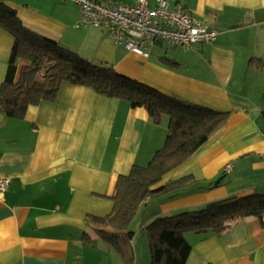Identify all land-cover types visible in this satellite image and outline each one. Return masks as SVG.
<instances>
[{"label":"crops","instance_id":"crops-1","mask_svg":"<svg viewBox=\"0 0 264 264\" xmlns=\"http://www.w3.org/2000/svg\"><path fill=\"white\" fill-rule=\"evenodd\" d=\"M0 1L31 31L93 63L188 103L231 111L225 126L162 180L191 174L197 183L174 198L161 197L159 210L139 225L134 217L132 240L155 219L264 195V0H166L217 37L186 53L156 43L147 59L116 47L101 29L74 28L79 12L72 3L52 0L49 11L27 0ZM12 44L0 29V85ZM168 127L167 117L155 125L144 109L65 83L53 102L29 107L22 120L0 110V180L8 181L0 197V264H105L94 253L100 239L90 234L93 245L84 243L86 217L111 212L117 178L146 166ZM184 239L191 246L186 264H264V228L253 216L219 232H186Z\"/></svg>","mask_w":264,"mask_h":264},{"label":"trees","instance_id":"trees-1","mask_svg":"<svg viewBox=\"0 0 264 264\" xmlns=\"http://www.w3.org/2000/svg\"><path fill=\"white\" fill-rule=\"evenodd\" d=\"M0 29L13 39L0 85V110L8 119L22 120L29 107L53 102L64 83L125 101L133 109H144L155 125L160 124L163 117L168 118L164 143L148 164L134 165L128 175L117 178L111 212L102 217H86V245H93L92 234L124 251L126 261H133L132 252L124 249L121 241L123 238L132 240L129 225L138 208L151 199L174 198L180 190L197 183L191 174L165 183L162 180L221 130L231 111L221 112L188 103L119 74L111 66L93 63L57 40L28 29L15 9L1 1ZM261 115L264 119V106ZM251 216L264 228V195L231 197L197 211L155 219L145 228L149 264H186L191 252V246L184 239L186 232H219L232 221Z\"/></svg>","mask_w":264,"mask_h":264},{"label":"built area","instance_id":"built-area-1","mask_svg":"<svg viewBox=\"0 0 264 264\" xmlns=\"http://www.w3.org/2000/svg\"><path fill=\"white\" fill-rule=\"evenodd\" d=\"M79 12L74 28L93 27L107 33L116 46L147 59L156 43L191 50L195 44L213 42L215 30L204 26L189 12L170 8L166 0H70ZM229 167L226 168L228 172ZM7 180H0V197Z\"/></svg>","mask_w":264,"mask_h":264},{"label":"rangeland","instance_id":"rangeland-1","mask_svg":"<svg viewBox=\"0 0 264 264\" xmlns=\"http://www.w3.org/2000/svg\"><path fill=\"white\" fill-rule=\"evenodd\" d=\"M29 2H33L34 4H37L41 8H45L47 10H53V1L52 0H27ZM62 2L72 3L70 0H61ZM4 2V1H3ZM75 5V4H74ZM199 46V44H198ZM117 47V46H116ZM187 51V49H185ZM176 50H169L168 55H174ZM179 52H184V48L179 47ZM186 51L184 53H186ZM188 53V52H187ZM161 198H155L151 199V204L146 207H140L135 215L134 218V224L139 225L142 219H148L149 218V211L153 210H159V203L156 202ZM147 208V211H146ZM145 209V210H144ZM145 211V213H144ZM133 224V225H134ZM132 225V226H133ZM130 241L122 240L121 245L124 249L130 250L132 253V257H134L133 262L132 261H126L124 251L120 252L115 247H112L108 243H105L101 240L96 241V248H94L95 252L97 253L98 257L102 258L105 264H133L136 261V264H147L149 263V253H148V244H147V235L145 231H139L135 233L134 239L132 240V244L129 243ZM128 253V251H127ZM132 262V263H131ZM194 262V260L192 261ZM191 262V263H192ZM190 264V263H188ZM196 264V263H193Z\"/></svg>","mask_w":264,"mask_h":264},{"label":"water","instance_id":"water-1","mask_svg":"<svg viewBox=\"0 0 264 264\" xmlns=\"http://www.w3.org/2000/svg\"><path fill=\"white\" fill-rule=\"evenodd\" d=\"M219 183V180L215 182V184L217 185Z\"/></svg>","mask_w":264,"mask_h":264}]
</instances>
